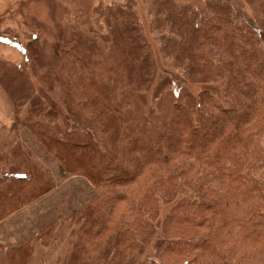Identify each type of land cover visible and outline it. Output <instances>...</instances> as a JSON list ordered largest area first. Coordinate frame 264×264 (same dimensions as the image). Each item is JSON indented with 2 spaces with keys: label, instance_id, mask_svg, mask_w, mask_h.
Returning <instances> with one entry per match:
<instances>
[{
  "label": "trees",
  "instance_id": "trees-1",
  "mask_svg": "<svg viewBox=\"0 0 264 264\" xmlns=\"http://www.w3.org/2000/svg\"><path fill=\"white\" fill-rule=\"evenodd\" d=\"M170 9L160 53L192 84L223 79L226 105L207 109L187 92L153 89L154 50L131 2L100 10L105 54L81 33L72 62L68 52L56 62L23 45L51 92L57 79L56 104L65 111L48 107L21 76L0 72L16 120L33 130L57 171L92 185L67 218L81 225L72 264H139L145 256L144 264H264V0ZM12 152L0 222L57 186L21 142ZM58 226L35 238L49 245ZM32 253L31 241L11 247L8 264H28Z\"/></svg>",
  "mask_w": 264,
  "mask_h": 264
},
{
  "label": "rangeland",
  "instance_id": "rangeland-1",
  "mask_svg": "<svg viewBox=\"0 0 264 264\" xmlns=\"http://www.w3.org/2000/svg\"><path fill=\"white\" fill-rule=\"evenodd\" d=\"M205 1L0 0V72L6 74L12 71V74L21 76L24 82L31 85L34 93L46 101L48 107L65 111V107L58 109L59 104H56L61 90L56 86L57 79L53 80L55 90L51 92L25 60L23 45L28 49H43L56 62L63 61L68 52L67 58L72 62L77 44L75 39L81 33L84 41L86 37L95 39L96 48L105 54L108 44L102 37L108 32L103 19L98 20L102 17L100 10L131 2L143 24L147 42L154 50L159 76L153 89L160 84L161 94H171L172 90H181L183 95L187 92L188 96L191 94L195 97V102L203 101L207 109L213 103L226 105L228 98L223 79L207 84H192L185 77L182 68L172 66L163 58L160 53L161 45L157 43L160 35L170 34L167 18L173 11L171 7H203ZM28 112L29 105H25L21 114L23 120L29 117ZM57 123L62 124L61 120ZM33 129L36 131L40 127L36 125ZM19 142L55 176L57 186L37 203L0 222V264H8L6 254L11 247L29 241L33 253L28 264H72V254L78 244L81 225L76 221L70 222L67 218L85 204L93 192L92 185L83 177L69 176L63 170L57 171L52 156L36 144L37 137L33 130L16 120L11 100L0 86V185L4 184L5 172H9L10 164L13 163V147ZM53 222L59 223V226L49 245H43L42 240L35 236ZM146 261L145 256L139 264Z\"/></svg>",
  "mask_w": 264,
  "mask_h": 264
}]
</instances>
